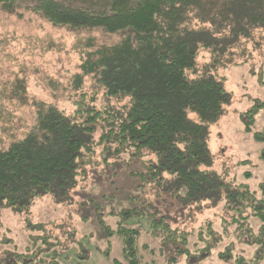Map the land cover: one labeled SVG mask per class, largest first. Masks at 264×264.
Here are the masks:
<instances>
[{
	"label": "trees",
	"instance_id": "1",
	"mask_svg": "<svg viewBox=\"0 0 264 264\" xmlns=\"http://www.w3.org/2000/svg\"><path fill=\"white\" fill-rule=\"evenodd\" d=\"M0 8L8 13L15 8L36 14L74 34L90 31L106 37L102 44L86 41L85 60L74 80L78 86V80L93 76L103 90L102 97L118 107L98 110L92 99L90 106L84 104L85 94L75 103L77 110L70 113L60 106L33 102L32 116L28 113L33 122L22 135H15V123L2 128L8 138L0 142V209L23 210L47 195L65 203L78 189L82 166L93 152L94 135L105 126L108 130L99 135L97 144L114 143L131 157L146 156L148 173L142 177L163 185L169 203L181 210L221 205L224 214L218 216V228L204 222L190 232L170 229L161 224L162 219L156 223V214L146 207L116 214L115 234L122 240V257L128 264H161L153 250L138 248L139 232L126 226L134 216L152 218L150 230L160 228L165 234L161 241L168 243L169 257L164 264L207 260L222 245L221 232L228 237L239 232L240 245L255 248L250 260L233 256L236 264H264V179L252 189L213 170L207 143L208 125L218 121L230 100L223 79L213 70L242 42L247 45L264 39V0H0ZM202 50L210 53L211 61L200 68ZM17 84L23 87L22 81ZM28 104L22 90L7 91L0 95V119L9 123L7 107ZM260 110L264 112V102L256 100L242 115L246 133ZM189 112L196 120L188 117ZM253 139L264 145V127ZM117 151L115 147L113 153ZM260 158L264 159V147ZM155 195L160 197L156 189ZM162 200L156 206H162L164 196ZM38 229L42 245L32 242L29 251L47 255L44 264H59L57 245L46 248L53 238L45 237L40 225L34 230ZM245 237L249 244L242 242ZM71 248L86 249L78 240ZM218 256L232 259L231 246ZM11 258L18 264L26 257Z\"/></svg>",
	"mask_w": 264,
	"mask_h": 264
},
{
	"label": "rangeland",
	"instance_id": "2",
	"mask_svg": "<svg viewBox=\"0 0 264 264\" xmlns=\"http://www.w3.org/2000/svg\"><path fill=\"white\" fill-rule=\"evenodd\" d=\"M90 39L96 40L97 45L105 42L106 37L90 31L74 34L54 27L36 14L15 8L8 13L0 8V95L18 88L29 102V106L7 107L11 120L8 119V123L0 119V142L8 138L1 132L5 126L12 127V123H15L18 130L14 133L19 136L32 125L33 120L28 118V113L30 111L32 116L30 105L33 102L60 106L70 113L77 110L75 103L81 94H85L87 101L83 102L88 106L89 99H92L91 104L98 110H110L109 107L114 106L110 98L102 97L103 90L97 86L93 76L78 80V86L75 85L74 77L81 73L80 66L85 60L86 49L83 46ZM230 52L231 55L225 54V62L222 60V64L213 70L217 71V78L223 79L230 100L223 107L218 121L208 125L207 143L213 170L254 189L264 179V159L260 158L264 145L253 139L254 133L263 132L264 112L260 110L255 116L250 133L245 132L241 117L256 100L264 102V39L256 38L255 42L247 45L242 42ZM209 61L210 53L202 50L198 57L200 68ZM21 81L23 87L17 84ZM188 117L196 120L191 112ZM107 130L108 127L103 126L94 135L93 152L86 157L87 164L82 166L84 172L83 177L77 179L78 189L65 203L47 195L23 210L0 209V263L14 264L11 256L17 260L18 255L24 254L26 258L23 262L17 261L18 264L25 261L28 264H44L48 260L47 255L38 256L29 251L32 242L34 246L42 245V231L34 230L40 225L45 230V237L53 238L46 248L52 250L57 245L59 264H112L113 261L128 264L122 257V240L115 234L116 221L119 214L134 207L151 209L156 214L155 222L162 219L161 224L170 229L190 232L204 222H211L218 228V216L224 217V214L221 215V205L201 204L181 210L169 203L167 196L162 193L163 185L159 186L150 182L148 177H142L148 173L145 163L149 159L146 156L131 157L130 152L118 149L114 143L97 144L99 135ZM115 147L118 150L116 154L113 153ZM242 162L246 164L240 165ZM246 173L249 177L244 176ZM155 189L160 193L159 198L155 195ZM162 196L165 199L161 202L162 206L159 203L156 206ZM135 217L126 226L139 232L138 248L147 246L160 256L157 261L164 264L169 257L168 243L161 241L165 234L160 228L150 230L152 218ZM252 223L259 226L256 220ZM67 235L68 241L64 238ZM238 236L239 232L230 237L221 232L222 245L207 260L202 257L200 260L203 261L198 263L192 259L190 264H236L233 256L238 254L244 260H250L255 248L240 245ZM76 240L86 249L69 250L70 244ZM241 240L243 243L248 242L246 237ZM229 246L232 259H220L218 254ZM106 254L109 258L104 256ZM78 255L84 259L78 261Z\"/></svg>",
	"mask_w": 264,
	"mask_h": 264
}]
</instances>
